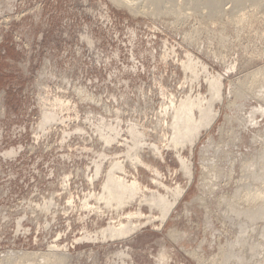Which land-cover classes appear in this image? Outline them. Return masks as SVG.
<instances>
[{"label":"rangeland","instance_id":"obj_1","mask_svg":"<svg viewBox=\"0 0 264 264\" xmlns=\"http://www.w3.org/2000/svg\"><path fill=\"white\" fill-rule=\"evenodd\" d=\"M126 1L130 6L125 0H0V256L12 249L45 251L60 231H66L64 244L75 245L70 264H214L221 248L237 243L234 237L241 241L249 237L250 243L255 237L264 244L263 220L241 237L237 222L243 221L242 215L236 217L226 202H218L220 195L238 196L237 191L251 189L260 181L250 166L246 167L250 172L243 167L264 153V113L256 110L264 106V0ZM132 7L136 10L130 11ZM169 50L176 54L165 59ZM188 54L222 78V102L213 97L206 73L196 79L199 67L191 71L194 82L185 83L181 63ZM161 86L178 99L199 91L203 98L197 97V102L208 97L205 122L191 128L195 135L202 126L211 130L203 131L193 154L189 147L183 151L193 159L194 182L163 229L155 222L127 241L76 243L84 236V226L95 232L107 225L93 216L95 201L112 208L118 205L102 193L90 195L94 202L79 203L78 196L84 198L93 191L86 179L101 163L94 185L97 192L105 177L110 179L105 173L117 167L116 162L127 164L130 178L136 174L129 179L130 186L136 180L154 186L151 173L139 168L143 159L154 164L171 187L186 186L188 180L174 150L162 152L165 161L154 159L149 148L144 151L146 157L139 154L146 140L159 141L161 132L156 134L153 128L158 127L164 101ZM195 109L198 120L202 112ZM261 154L257 157L262 156L261 161L255 159L260 163L258 170L264 165ZM202 156L207 158L205 163ZM202 163L216 164L218 170L212 169L211 174L221 169V179L213 177L212 191L200 185ZM67 181L68 190H64ZM134 191L125 200L127 214L149 215L150 196L136 187ZM69 193L78 205H89L86 222L79 220L80 212L65 210ZM197 195H202L207 207L193 201ZM49 200L50 210H57L55 218L40 210ZM20 220L28 233H17ZM46 223L51 231H38ZM171 228L179 231L178 241L169 238ZM239 245L232 249L246 251L247 261L264 263V245L253 256L249 247ZM187 251L197 253L202 262ZM231 260L228 264H243L237 257Z\"/></svg>","mask_w":264,"mask_h":264},{"label":"bare ground","instance_id":"obj_2","mask_svg":"<svg viewBox=\"0 0 264 264\" xmlns=\"http://www.w3.org/2000/svg\"><path fill=\"white\" fill-rule=\"evenodd\" d=\"M112 1L114 2L115 0H112ZM116 1L114 3H116ZM117 3L119 4V2H117ZM123 3H127V1L125 0V2H123ZM121 4H122V2H121ZM127 6H130V4H128ZM132 8L130 11L136 10L135 8H133V10H132ZM136 13H139V11H137ZM142 14H144V13L142 12ZM171 53L176 54L175 51L169 50L168 52H166L164 54V58L166 59L167 57H169L171 55ZM187 58H188V60L183 61L182 58L180 59L178 57V61L179 60L183 61V63H181V65H182L183 70L186 74L185 83L189 84V82H194L195 79L192 78L193 73L191 71L194 72L196 67L197 68L199 67V72L197 74L196 79H198L200 77L201 73H206L207 76L209 77V79H208V81H206V83L208 84V86L210 84V90L212 92L213 97L221 100V102H222L223 101V96H222V92H221V90L223 91V88H222V86H223L222 81L223 80H222V78L218 75H214L211 72H209L206 64L203 63V61L196 60L195 58H193V56L191 54L190 55L188 54ZM188 74H191V76H189ZM263 83L259 84V85L261 86V85H263ZM257 85H258V83H257ZM259 88H261V87H259ZM165 89H166L165 86H161V96L163 97L164 101L161 103V106H160V114L161 115L158 114V116H157L158 120L156 122L158 123V127L156 126L155 128H153V130H156V134H159L161 132L160 136L158 135V137H159L158 142L159 143L157 141L155 143H151V142L148 143V141L146 140L145 143L140 144L138 150H140L139 154L146 157V153H144V151H145V149L149 148L154 159L163 158V161H165L166 158L162 157L163 156L162 152L164 150L165 151L166 150H168V151L174 150L173 152H175V155L180 162L181 171L184 173V177L188 180L186 186H182L181 184H178V185H175V187H171L170 185L165 183L166 178L163 177L161 171H159V169L154 164L148 162L146 159L145 160L143 159L142 161L144 162V164L139 165V168L140 169L143 168L144 170L151 173V176H152L151 180H152V183L154 184V186L144 185L140 180H136L135 183L133 184V186H130L129 185V179H135L136 174H133V177L130 178V176L128 175L127 164L123 166V164L120 163L118 165V162H116L114 165H117V167L114 166L112 168V170H110L109 172L107 171V173H105V175L110 174V177H109L110 179H108V181H107V177H105V184H102V182H101L100 183L101 190L97 192L94 185L99 178V174L102 171L101 166L104 162L101 163V165L98 166L97 171H95V173L89 179H86V181L90 185H92L93 191L89 190V192L87 194H84V196H83L84 198H82L81 196H78L79 203L81 204L83 202L84 203L94 202V199H92V197L90 195L94 196L95 194L102 193L103 196H105V195L109 196L110 199H113L118 205L112 208V205H105V203L103 201H95L94 206H95V211L97 209V213L94 214L93 216H96L98 221L99 220L107 221V225L100 228L99 230H96L95 232L89 230L87 227L84 226L83 227L84 236L81 239H76L77 240L76 243L79 244L83 240H86V241L89 240V241L95 242V243H98V242L99 243H107L109 241H127V240H129V238L132 235H135L136 233H138V231L140 229L144 228L145 226H147L149 224L155 223V222H159V224H158L159 230L163 229L170 220L169 219L170 214L175 210L179 201L182 200V198L184 197L185 192L188 190L187 189L188 186L191 185L192 181L194 182L195 171L192 168V166H194L193 162H192L193 159L191 160L190 157L185 156L183 151H184L185 147H189V150H191L192 154H193V149L195 148L197 142L201 138L203 131L205 129L211 130V129H208V127L206 128V127L202 126L199 128L198 133L195 135V133L192 129L193 128L192 126H194V128H196L197 125H199L202 122H205L203 118L207 115V112H208V97H206L207 96L206 95L204 97V101L197 102L198 101L196 99L197 97L200 99L203 98V96H202L203 93L201 91H199L195 95L194 94H187L186 96H184V98L178 99L173 92H169L168 89L166 91ZM260 94H262V93H260ZM262 98H264V95ZM184 100H186V101H184ZM219 100H217V101H219ZM261 100L264 102L263 99H261ZM93 101H95V100H93ZM209 103L212 104V102H209ZM105 107H107V106H105ZM193 107H194V110H196L195 108H198L202 112L201 117H200V119L198 118V120H197V111L194 114V110L192 109ZM104 109H106V108H104ZM256 110H259L261 113H264V106L260 105L259 107H256ZM47 118L52 119V116L47 117ZM177 126H181L180 128H183L185 131H183V132L179 131L180 128H178ZM141 131L146 133L144 130H141ZM146 134H147V136H151L148 133H146ZM258 134H260V133L258 132ZM235 136H236V134H235ZM238 136H237V138H238ZM255 137L258 138V137H260V135L259 136L255 135ZM261 137H263V136H261ZM232 139H234V137ZM261 139L262 138H260V140ZM263 141H264V139H263ZM106 151H108V150H106ZM260 154L261 153H259L258 155H260ZM258 155H257V157H258ZM261 155H264V153ZM122 156L123 155L121 154V158H122ZM227 156H228V154H227ZM205 157L202 156V162L203 163H205V161L207 159ZM256 158H254L253 160L251 159L256 164H254L253 162H250L249 163L250 165L247 163L248 166L243 167L244 165H242V167L244 168V171H245V168L246 167L248 168L250 166L249 170L251 171V173H253V174L255 173L254 174L255 178L260 180L258 182V184L251 187V189L246 184L247 186L244 185V187H246V188L248 187V189H244L243 191H241L243 181H245L247 179V177L242 176V177H244V179L245 178L246 179L245 180L242 179L243 181H242V184L240 187L241 190L237 191L238 194L240 193L239 195L237 194L238 196L233 194L234 197H232V195H230V197H226L224 194V195H220L218 198V200H219L218 202H220L219 204L222 205V202H226V204L228 205V208L230 209L228 211L232 212V214L236 213L238 215V216L234 215V217L235 216L239 217V215L240 216L242 215L241 217H243V221L241 222V220H240V222H237V225L239 227V228L237 227L239 230L238 232H240L239 236H241V237H245L247 234V231H249L250 229L251 230L254 229V226H255V224H257L258 221L260 222V220L261 221L263 220V222H264V165L263 166L260 165L261 168H259V170H258L256 167L260 163L257 164V162L255 161ZM259 158L262 159V156L261 157L259 156ZM259 158H257L258 159L257 161L260 160ZM263 158H264V156H263ZM109 160H111V155L106 156V158H105L106 162H108ZM262 161H264V159ZM140 163H141V161H140ZM203 163L201 165L202 170H200L201 171V176L199 178V180L201 182L200 185H201V187L202 186H204V187L208 186V188L211 187L210 191H212L213 188L215 187V186L213 187L211 185L213 183L212 180L215 178V175H216V177H218V175L221 176L220 174H218L219 172H221L220 171L221 169L219 170V172H217V173L213 172V174H211L212 169L214 171L217 169L215 166L216 164L214 166H213V164L209 166L208 164L205 165ZM234 163H235V161H234ZM251 164H253V165H251ZM262 164H264V163H262ZM145 165H146V167H144ZM249 170L247 169V171H245V172H250ZM115 171H117L119 173L113 175V172H115ZM125 171H127V173ZM222 172H224V170ZM245 172H244V175H245ZM229 173L231 174L233 172L231 171ZM210 174L212 176H209ZM230 174H226L225 177L227 175H229V178L231 179ZM218 178H220V177H218ZM217 180L218 179L216 178V181ZM233 181H234V179H233ZM235 183H236V181H235ZM244 183H247V181ZM215 184H217V183H215ZM252 185H253V183H252ZM134 186L138 190H140V192L142 194H146L147 196H150L149 198H150L151 202L148 203V208L150 209L149 215H147L146 213H142V212H139V213L136 212L135 213L136 215L132 214V213H131L132 215L127 214L129 211L127 208V203H125V200L128 197H130L132 194L135 195V191H134L135 187ZM62 187L64 190H68V181ZM237 189H239V188H237ZM68 195L69 196L67 199V203H68L69 207L65 210H68L70 208L73 211L80 212L79 220L82 222H86L90 215L84 216V213H87L89 205H85V206L84 205H78L76 198H74L71 193H69ZM192 199H193V201H199L202 205L207 207V204L205 203V199L202 197V195H197V196L193 197ZM96 204H98V207H96ZM226 204L224 203L223 205L225 206ZM225 207H227V206H225ZM51 208H52V203L49 200V201L44 203L43 207H41L40 210H43V212H44V210L46 212H50L53 215V217L55 218L58 214L57 210L55 209V210L51 211L50 210ZM66 212L67 211H65V213ZM225 212H227V211H225ZM227 213H229V212H227ZM156 214H158V215H156ZM225 217H226V215H225ZM232 218H233V216H232ZM51 220H52V218H51ZM227 220H229V219H227ZM233 220L234 219H232V221ZM235 222H236V219H235ZM22 224H23V222L21 223V220H20L19 224H18L19 228L17 229L18 230L17 233H19V231H23L24 232L23 234L28 233L30 230H28V228H26V227L22 228ZM50 225H51L50 223H46V226H44L45 228H43V226L40 224L39 228H37V229H38V231L44 232V230H45V231H47V233H49L51 231ZM69 226H70V223L68 224V228H69ZM233 226L235 227V224ZM251 230H250V232L254 231V230H252V231ZM168 231L169 232H167V233L170 236L169 238H172L175 241L179 240V238H180L179 234L180 233L178 230L171 228ZM260 231H261V229H260ZM65 234H66V231H64V232L60 231L57 234V236L55 237V239L52 240L51 242H49V245L45 251H28V250L19 251V250L12 249V250H8L6 252H2V254L0 256V264H70L71 259H72L71 247H75V245L72 244V246L70 247L69 244L63 243L64 242L63 236ZM239 236H238V238H240ZM258 236H260V235H258ZM234 239L237 240V243L236 242H231V243L229 242L230 244L227 243V245H229L230 248H228V249L226 247L221 248L220 254L218 253V255H215L216 256L215 259L210 257V258L214 259V262H213V260H211L214 264H228V263H230V261H232L231 259H234L235 257H237L238 260L243 264L247 261V259L250 260V257L247 258L248 256H246V258H245V252L246 251L243 252V254L239 253V252L236 253L233 250L235 247L234 244L235 245L241 244L242 246L245 245V246L249 247L250 253H252L251 256H253L255 254V252L260 254V252H258L257 249L259 246L262 245V243L260 244L259 240L258 241L256 240L257 238L255 239V237H254V240H252L251 243H250L249 237H247L244 240L242 238V241L240 239L238 240L237 237L236 238L234 237ZM258 239H260V238H258ZM220 245H219V248H220ZM241 245H239V246H241ZM263 245H262V247H263ZM224 246H226V245H224ZM232 246H233V249H232ZM242 246H241V248H242ZM243 248H244V246H243ZM238 249H240V248H238ZM238 249L236 247V250H238ZM246 249L247 248H245V250ZM242 251H244V250L242 249ZM187 253L191 256H196V258L193 257L194 259H197V257H199L198 254L193 252V251H190V252L187 251ZM261 253H263V252L261 251ZM246 255H247V253H246ZM261 255H259V256H261ZM161 256L165 257L164 254H161ZM262 257H264V256H262ZM254 259L256 260V257ZM198 260H201V262H202V257L201 258L199 257ZM261 260L263 261L264 259L262 258ZM250 262L247 261V263H250ZM198 263H200V262H198ZM259 263H260V261H258L257 264H259Z\"/></svg>","mask_w":264,"mask_h":264}]
</instances>
